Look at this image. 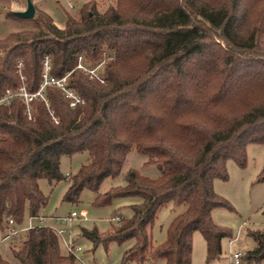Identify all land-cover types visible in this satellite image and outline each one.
Here are the masks:
<instances>
[{
	"label": "trees",
	"instance_id": "obj_1",
	"mask_svg": "<svg viewBox=\"0 0 264 264\" xmlns=\"http://www.w3.org/2000/svg\"><path fill=\"white\" fill-rule=\"evenodd\" d=\"M29 22L0 37V95L23 84L37 91L49 57L50 75H68L83 103L72 109L62 91L47 87V102L32 103L31 119L19 100L0 108V232L8 219L20 227L26 213L45 208L40 180H66L63 203L77 204L83 190L97 207L141 199L106 232L79 230L93 249L132 241L121 264H192L195 232L206 243V262L220 259L232 233L214 223L212 211L234 209L214 180H228V160L245 168L247 145L264 146V0H115L103 13L83 4L79 18L67 14L62 27L38 10ZM103 55V83L76 69L79 57L92 68ZM131 151L159 176L129 169L123 186L101 193ZM84 152L87 162L63 176L61 158ZM256 181L264 182V159ZM167 203L186 209L153 245L148 230ZM247 236L255 246L241 262L263 261L264 230ZM9 250L18 264H77L48 227L29 230ZM0 264L10 263L0 254Z\"/></svg>",
	"mask_w": 264,
	"mask_h": 264
},
{
	"label": "rangeland",
	"instance_id": "obj_2",
	"mask_svg": "<svg viewBox=\"0 0 264 264\" xmlns=\"http://www.w3.org/2000/svg\"><path fill=\"white\" fill-rule=\"evenodd\" d=\"M35 10L43 11L51 17L54 24L62 27L67 14L71 17L79 18V9L83 4L94 5L99 13H103L108 7L115 5V0H31ZM27 0H0V37H5L11 32L22 28L30 27V19L9 18L8 13L24 11ZM103 55L101 67L98 68L99 75L103 78L104 65L108 59ZM83 64L86 62L84 60ZM85 62V63H84ZM100 64V63H99ZM88 154L78 153L72 156H63L60 160V170L63 176L77 172L79 167L87 162ZM264 146L249 144L246 147V166L240 169L233 160L226 162L228 174L227 181L214 180L213 187L216 193L226 199L233 207V211L225 208H216L212 211V218L215 224L227 228L231 231V239L222 241L223 255L220 259L206 262V243L200 234L195 232L192 238V264H228L227 254L231 252H245L251 250L255 243L247 236V230H264V182H257L256 176L263 166ZM147 157L131 151L126 158L121 173L114 178H106L100 186V192H106L109 188L123 186L124 174L129 169L138 170L143 176L157 178L160 174L159 169L152 166H144ZM39 187L42 193L48 197V202L40 216H67L72 211L86 210L87 221H74L70 231L78 245L82 246L79 256L85 264H121L123 251L128 248L132 241L119 246L111 243L107 249L99 245L93 249L92 243L79 236L80 228H96L99 232H106L112 225L111 217L118 216L127 219L132 216L131 205L141 202L140 198L127 197L114 199L112 204L104 207L92 205L95 195L89 190H83L77 204L63 203L62 198L68 188V182L62 180L58 183H49L47 180H40ZM185 205H173L167 203L161 207L154 221L153 226L148 230L152 236L153 245H158L165 240V231L171 220L184 212ZM28 214L24 216L22 226L28 221ZM46 220L44 225L49 224ZM243 223H246L243 226ZM67 228V225H66ZM2 233L0 232V238ZM236 239L231 244L230 240ZM64 252V250H63ZM0 254L9 261L10 264H18L11 256L9 245H0ZM148 264V263H146ZM151 264H164L163 260L155 261ZM241 264H264V260L259 263Z\"/></svg>",
	"mask_w": 264,
	"mask_h": 264
},
{
	"label": "built area",
	"instance_id": "obj_3",
	"mask_svg": "<svg viewBox=\"0 0 264 264\" xmlns=\"http://www.w3.org/2000/svg\"><path fill=\"white\" fill-rule=\"evenodd\" d=\"M50 58L45 57L43 61V72L41 76V83L39 88L34 93L28 92L26 86L23 84L18 89L12 91L7 90L3 94L0 95V108L10 105L14 100H19L25 105V114L29 119H31L32 113V103L34 101H44L45 103V91L47 87H56L60 91H62L65 97L69 101V107L74 109L78 104H82L83 100L80 96L68 87L67 77L65 75L62 78H55L50 75ZM102 65L101 63L96 65L95 67H87L83 64L81 57L78 59V64L76 69L81 70L83 73L87 74L90 79L97 80L100 83H103V78L98 73V68ZM22 68L21 63L18 65L19 72ZM20 80L23 82L24 77L20 74ZM54 122L57 123L56 119ZM49 220L50 223L44 225L45 221ZM88 215L86 210L72 211L69 215L63 216H36L29 217L27 224L25 226H16L12 219H8L5 223V229L1 232L0 245L15 243L18 239H20L25 233L29 230L34 229L36 227H48L50 228L56 236L59 238V241L62 245L64 251L72 255L77 264H85L84 261L79 256V252L82 251V246L78 245L75 242L74 237L71 234L70 227L72 222L74 221H87ZM111 222L118 223L122 220V218L118 216L111 217ZM67 225V228H66ZM246 223H243L245 226ZM236 239L230 240L229 244H231ZM241 256L240 252H231L229 250L227 254L228 264H241Z\"/></svg>",
	"mask_w": 264,
	"mask_h": 264
},
{
	"label": "water",
	"instance_id": "obj_4",
	"mask_svg": "<svg viewBox=\"0 0 264 264\" xmlns=\"http://www.w3.org/2000/svg\"><path fill=\"white\" fill-rule=\"evenodd\" d=\"M14 16L21 19H32L35 14V7L31 0H27L26 9L24 11L12 12Z\"/></svg>",
	"mask_w": 264,
	"mask_h": 264
},
{
	"label": "crops",
	"instance_id": "obj_5",
	"mask_svg": "<svg viewBox=\"0 0 264 264\" xmlns=\"http://www.w3.org/2000/svg\"><path fill=\"white\" fill-rule=\"evenodd\" d=\"M20 11L22 10V9H19ZM75 237V236H74ZM77 243V242H76ZM223 255V254H222Z\"/></svg>",
	"mask_w": 264,
	"mask_h": 264
}]
</instances>
